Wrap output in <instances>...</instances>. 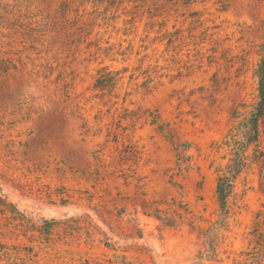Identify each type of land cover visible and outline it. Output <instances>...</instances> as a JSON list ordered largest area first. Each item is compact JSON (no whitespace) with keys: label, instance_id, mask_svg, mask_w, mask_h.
Segmentation results:
<instances>
[{"label":"rangeland","instance_id":"374dc122","mask_svg":"<svg viewBox=\"0 0 264 264\" xmlns=\"http://www.w3.org/2000/svg\"><path fill=\"white\" fill-rule=\"evenodd\" d=\"M263 58L264 0H0V264H264Z\"/></svg>","mask_w":264,"mask_h":264},{"label":"trees","instance_id":"16d2710c","mask_svg":"<svg viewBox=\"0 0 264 264\" xmlns=\"http://www.w3.org/2000/svg\"><path fill=\"white\" fill-rule=\"evenodd\" d=\"M257 77L259 79V101L254 111L242 124L241 137H237L238 140L235 141L238 144L236 145L235 158L232 159L231 164L228 166L226 174L218 178L217 194L224 212H227L228 200L233 194L235 180L245 166L247 158L246 149L252 145L257 147L261 139H264V58L258 67ZM239 130H241V127ZM263 156L264 152L259 151L255 155V161L260 162L261 158H264ZM261 178V187L264 191V173Z\"/></svg>","mask_w":264,"mask_h":264}]
</instances>
